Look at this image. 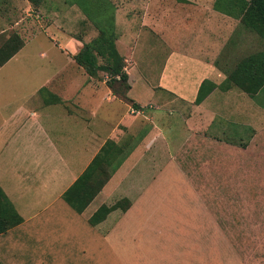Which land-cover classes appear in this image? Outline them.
Wrapping results in <instances>:
<instances>
[{
	"label": "rangeland",
	"instance_id": "1",
	"mask_svg": "<svg viewBox=\"0 0 264 264\" xmlns=\"http://www.w3.org/2000/svg\"><path fill=\"white\" fill-rule=\"evenodd\" d=\"M88 1L91 15L76 0H0V46L13 34L23 41V47L0 67V115L7 116L59 68L77 67L68 57L82 47L76 40L87 43L99 32L95 24H105L112 26L132 88L125 92L129 100L123 99L125 83L114 82L112 93L122 101L108 105L102 92L86 105L88 110L97 106V120L121 119L130 126L135 120L136 125L128 132L118 128L114 138L120 143L129 139L128 147L112 164L107 185L90 204L77 212L63 198L50 207L34 201L40 207L36 217L11 230L12 240H0V264H264V90L251 97L231 88L224 96L217 86L201 103L188 102L183 94L193 92L201 72L187 64L177 74L183 73L174 97L158 84L164 53L148 48L137 53L143 57L134 59L129 47H134L138 36L128 28L135 30L136 25L127 27L123 22L126 16L138 15L140 22L149 25L158 17L157 28L165 30L167 17L190 1L204 5L202 15L211 19L214 0ZM229 28L225 36L233 43L217 60L224 74L264 46L239 19ZM200 44L194 42L195 51L188 54L204 53ZM97 78L107 80L108 75L99 71ZM131 99L144 103L143 111H133L137 115L126 111ZM108 106L112 113L107 112ZM61 107L50 106L46 111L51 117L43 121L64 124ZM76 107L68 106L79 114ZM107 127L97 124L98 137L107 134ZM155 127L158 141L147 150ZM72 128L69 143L78 147L85 139H79L78 127ZM1 148L0 162L5 163L8 146ZM82 154L84 150L69 156L77 159ZM27 157L37 158L34 152ZM25 183L33 187L25 195L35 199L34 180ZM116 204L92 223L90 217L100 206Z\"/></svg>",
	"mask_w": 264,
	"mask_h": 264
},
{
	"label": "crops",
	"instance_id": "2",
	"mask_svg": "<svg viewBox=\"0 0 264 264\" xmlns=\"http://www.w3.org/2000/svg\"><path fill=\"white\" fill-rule=\"evenodd\" d=\"M187 5V7H180L181 9L173 13V17L171 14L167 17L168 25L166 26L167 28L165 27V30L162 28L159 31L157 28L158 17L154 18V21L150 22L149 25H145L140 22L141 16H133L137 18L135 22L133 17L129 18L126 16L127 13H124L126 21L123 22L124 26L127 27L136 25L135 30L131 31L128 28L130 34L138 36L134 47L128 46L129 51L133 53L134 59L143 57L144 54L138 55L137 53L144 52L148 48L164 53L163 65L158 75V84L162 88L169 89L174 97L177 94V86H179L177 80L183 75V73L177 75L181 67L190 64L198 72H201L193 82V92L187 96L183 94V98L185 97L190 100L188 102H191V100L194 101L196 97L194 94H197V90L204 79L216 85H219L225 79L226 75L220 70L217 60L219 56L223 55L226 48L231 45L230 43H233L230 42L229 37L225 36V32L227 31L228 35L229 26L235 18L215 10L211 6V19H208L202 15L204 5L200 3L194 4L192 1ZM178 13H181V15L179 16ZM121 17L123 19V14ZM131 18L133 20L132 23L130 22ZM176 21L179 24L178 28H181L180 31L175 29L177 25ZM140 34L143 35L140 36ZM76 42H79L83 46L81 41L76 40ZM194 42L201 43L200 51L203 50L204 53L188 54L195 51V48H192ZM122 52L124 51L122 50ZM68 57L71 63L77 67L69 65L62 69L59 68L51 77H46L44 82L34 92L32 90L25 97L24 102L16 105L7 116L3 117L0 115V151L3 150L1 148L3 145L8 146L9 157H7L8 159L5 163L0 162V187L22 218L19 224L0 234V240L3 242L13 239L11 230L13 232L16 228H20L19 226L24 223L25 219H29L30 221L36 217L37 209L40 207L39 203H33L34 201L42 200L44 202L42 203L43 206L50 207L52 203L62 198V193L82 173L106 140L110 139L116 143H120L114 138L118 128H123V130L128 132L136 125L134 123L135 120L132 121L131 126L122 124L121 119L113 123H108L104 118L97 120V106L88 110L86 104L95 102V98L102 94V92L106 96L105 100L108 105L118 98L112 93L110 87L105 82L106 80L98 81L96 80L98 79L97 76H89L81 66L76 64L72 56ZM136 67H138L137 64L135 65ZM136 70L139 73L138 69ZM81 71L84 72L82 73L83 79L82 75L79 74ZM142 80L145 82L143 76ZM129 85V90H131V81ZM185 88L189 89L188 86ZM85 89L87 90L84 94L83 91ZM222 93H224V96H227L225 91H222ZM85 96H88V98L85 99ZM33 98L35 99L33 100ZM181 98L180 100H183ZM31 101H33V105H27ZM134 102L139 105L138 109L130 105L125 107L126 111L131 115H137L133 114L134 110L143 111L144 108V103L136 100ZM69 105L77 106L76 108L80 113L73 114L74 112L68 108ZM50 106H62L59 111L65 113L62 115L64 119H61L65 122L64 124L47 125L43 121V118L51 117V114L47 113L49 111H46ZM252 109L254 108L248 107L250 112H252ZM113 110V108L109 107L107 112L112 113ZM81 113H85L86 115L82 117L80 116ZM58 116L61 115L58 114ZM103 123L108 125V131L101 139L96 133V128L97 124L103 125ZM5 124H7V127H5ZM72 126L78 127L76 131H78L79 139H85L78 147L69 143L74 134ZM5 128L9 129L8 132L5 131L7 134L3 132ZM52 131H56L54 138L50 136H53ZM158 133L155 127L153 134L148 137L149 145L147 150L151 147V150L153 149L156 141H158ZM82 150H84L85 154H82V158L81 155L77 159L69 156L77 152L81 153ZM145 151L146 149L143 150V154ZM30 152H34L37 158L32 159L27 157V154ZM126 162L127 160L125 164H127ZM6 169H10V171L8 172ZM28 179H33L36 187L34 192L36 198L33 200L25 195V193L32 191L33 188L25 183ZM24 212L29 216L25 217Z\"/></svg>",
	"mask_w": 264,
	"mask_h": 264
},
{
	"label": "trees",
	"instance_id": "3",
	"mask_svg": "<svg viewBox=\"0 0 264 264\" xmlns=\"http://www.w3.org/2000/svg\"><path fill=\"white\" fill-rule=\"evenodd\" d=\"M76 1L88 15H91L88 0ZM213 8L239 19L245 29L253 31L264 42V0H214ZM95 25L99 31L97 36L84 43L81 49L73 55V59L89 76L96 77L99 71L105 72L108 75L105 82L112 92L114 91V82H124L122 98L129 100L128 95L125 94L130 88L128 73L124 69V58L114 44L116 37L112 26ZM22 46L23 41L17 34L8 37L0 46V66L6 63ZM99 59L101 62H99ZM225 74V79L219 85L204 79L197 90L194 102L201 103L217 86L224 91L237 88L251 97L255 96L261 89L264 90V46L261 50L242 57ZM131 104L134 108H139V105L132 99ZM128 143L129 139L122 143H116L110 139L106 140L82 173L62 193L61 197L75 211L82 212L102 190L110 179L111 173L109 170L113 166L112 164L124 153ZM128 205L127 203L123 209L125 210ZM117 207V204L111 208L102 205L90 217V220L92 223H97L105 217L107 212ZM21 221V216L0 187V234L16 226Z\"/></svg>",
	"mask_w": 264,
	"mask_h": 264
}]
</instances>
